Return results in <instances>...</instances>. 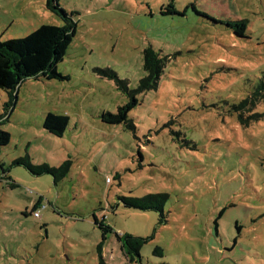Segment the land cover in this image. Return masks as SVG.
Instances as JSON below:
<instances>
[{"label": "rangeland", "instance_id": "rangeland-1", "mask_svg": "<svg viewBox=\"0 0 264 264\" xmlns=\"http://www.w3.org/2000/svg\"><path fill=\"white\" fill-rule=\"evenodd\" d=\"M168 1L58 0L77 23L57 64L68 79H28L9 108L0 89V264H264V102L248 127L231 109L264 79V0H174L185 15L162 16ZM44 4L0 0V39L62 25ZM191 5L246 20V37ZM148 45L166 62L135 94L134 131L102 122L129 98L116 78L136 89L144 77ZM47 112L68 116L61 137L42 127ZM25 155L68 169L54 183L14 163ZM156 193L169 196L163 223L119 200ZM94 218L112 229L104 239ZM114 232L147 239L139 259Z\"/></svg>", "mask_w": 264, "mask_h": 264}, {"label": "trees", "instance_id": "trees-1", "mask_svg": "<svg viewBox=\"0 0 264 264\" xmlns=\"http://www.w3.org/2000/svg\"><path fill=\"white\" fill-rule=\"evenodd\" d=\"M191 7L197 15H202L213 22L224 24L238 37H246V20L214 18L207 13L197 11L194 5H191ZM44 8L55 14L62 21V25L42 24L25 37L8 40L0 39V89L4 90L8 96V102L5 107L9 108L14 105L20 85L28 79H68L67 75H62L57 70V64L66 55L76 32L77 23L72 19L74 12L67 11L61 7L58 0H45ZM159 12L162 16L183 17L185 15V9L178 10L175 7L174 0H169L162 5ZM165 62V57H162L151 45L146 46L142 50L144 77L139 80L136 89H130L126 81L116 78L115 81L118 88L128 95V101L118 106L115 112L103 111L100 115L101 121L107 124H123L126 129L134 131V124L128 113L138 103L135 94L156 88ZM262 101L264 102V79L260 80L249 95L231 106V109L236 114L238 123L242 127H248L251 123L260 120L262 115L256 112L255 108ZM68 121L69 118L65 114L47 112L42 127L50 134L61 137L68 125ZM8 139V133L0 130V145L6 144ZM14 163L24 165L34 175L50 174L53 176L54 183L68 169L67 162H63L57 167H51L47 163L33 164L28 155L15 159ZM168 198V194L156 193L141 197L121 196L119 200L126 207L143 211H157L159 213L158 221L163 223L165 221L164 205ZM41 208H45V205H41L39 199L32 204V214L36 211L39 212ZM93 222L101 229L103 239L106 233L112 232L111 227L104 222V219L98 221L94 218ZM214 230L216 235V226ZM114 234L121 243L120 247L129 261L140 258L139 251L147 241L146 238L133 234L122 235L118 232H114ZM100 247L98 245V249Z\"/></svg>", "mask_w": 264, "mask_h": 264}, {"label": "built area", "instance_id": "built-area-1", "mask_svg": "<svg viewBox=\"0 0 264 264\" xmlns=\"http://www.w3.org/2000/svg\"><path fill=\"white\" fill-rule=\"evenodd\" d=\"M33 215H34L35 217H39V212L36 211V212L33 213Z\"/></svg>", "mask_w": 264, "mask_h": 264}]
</instances>
